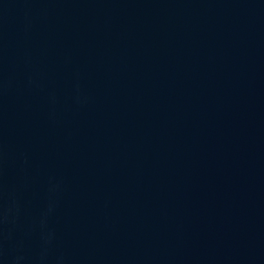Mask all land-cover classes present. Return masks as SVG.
Returning a JSON list of instances; mask_svg holds the SVG:
<instances>
[{
	"label": "water",
	"instance_id": "water-1",
	"mask_svg": "<svg viewBox=\"0 0 264 264\" xmlns=\"http://www.w3.org/2000/svg\"><path fill=\"white\" fill-rule=\"evenodd\" d=\"M0 264H264V0H0Z\"/></svg>",
	"mask_w": 264,
	"mask_h": 264
}]
</instances>
